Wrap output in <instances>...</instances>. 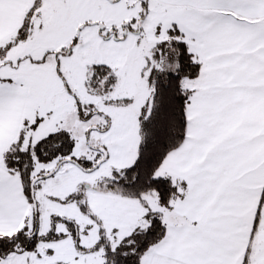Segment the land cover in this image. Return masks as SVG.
Returning <instances> with one entry per match:
<instances>
[{
  "label": "snow or ice",
  "instance_id": "6c2138e0",
  "mask_svg": "<svg viewBox=\"0 0 264 264\" xmlns=\"http://www.w3.org/2000/svg\"><path fill=\"white\" fill-rule=\"evenodd\" d=\"M0 264H264V0H0Z\"/></svg>",
  "mask_w": 264,
  "mask_h": 264
}]
</instances>
